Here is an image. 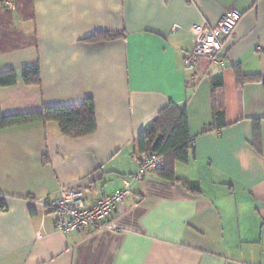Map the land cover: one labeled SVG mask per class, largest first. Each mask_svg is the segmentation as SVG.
Instances as JSON below:
<instances>
[{
    "label": "crops",
    "instance_id": "0c3cea01",
    "mask_svg": "<svg viewBox=\"0 0 264 264\" xmlns=\"http://www.w3.org/2000/svg\"><path fill=\"white\" fill-rule=\"evenodd\" d=\"M227 11L240 20L224 65L202 59L185 70L191 29ZM95 32L124 38L84 41ZM31 67L39 85L21 81ZM234 67L264 78V0H16L14 11L0 3V73L17 77L0 87L1 114L90 99L96 120L95 133L77 139L53 122L0 130V264H264V89L239 85ZM169 105L186 111L193 140L188 164L172 165L175 178L197 182L200 194L149 173L131 182L109 227L56 232L52 211L36 203L75 190L90 207L122 189L140 158L134 139Z\"/></svg>",
    "mask_w": 264,
    "mask_h": 264
},
{
    "label": "trees",
    "instance_id": "16d2710c",
    "mask_svg": "<svg viewBox=\"0 0 264 264\" xmlns=\"http://www.w3.org/2000/svg\"><path fill=\"white\" fill-rule=\"evenodd\" d=\"M5 1L6 0H0V3L6 11H14L16 9V0H11L14 5L13 9L8 8L5 5ZM120 38H124V35L111 32H95L84 41L94 43L114 41ZM234 72L239 85L249 82H259L264 89V78L258 76H245L237 67H234ZM21 81L24 85H39L40 77L38 68H25L21 74ZM16 83L17 77L13 72L0 73V87L12 86ZM211 87L213 89H215V87H221V83L217 86L212 82ZM49 122L56 123L60 134L64 137L77 139L90 136L96 131L93 102L88 99L80 106L45 108L40 113L34 114L4 116L0 112V130L34 123L45 124ZM253 125L254 141L252 147L257 153H260L259 126L257 122H254ZM211 126L217 129L225 127L223 113L216 107L214 99L212 103ZM132 146L136 154L156 153L163 158V169L157 172L161 179L180 184L187 192L194 195L200 194L197 182H180L175 178L174 170L172 169L174 163L187 165L193 150V140L189 133L188 118L185 110L178 109L173 105H169L161 110L159 114L138 133ZM43 163H45L44 160ZM5 206V201L0 199V207L4 208ZM29 211L30 214L34 213L33 209Z\"/></svg>",
    "mask_w": 264,
    "mask_h": 264
},
{
    "label": "built area",
    "instance_id": "2783aa9c",
    "mask_svg": "<svg viewBox=\"0 0 264 264\" xmlns=\"http://www.w3.org/2000/svg\"><path fill=\"white\" fill-rule=\"evenodd\" d=\"M5 5L11 9L14 7L11 0H6ZM239 20L240 15L236 11H227L212 27L192 28L193 46L183 58L185 70L194 72L199 60L202 59L223 66L226 43L234 40ZM189 80L192 81L193 76ZM163 165V158L156 153L141 154L137 170L131 180L124 181L122 189L111 195L103 196L90 207L85 205L81 192L63 190L57 204L50 206L53 209L55 229L58 233L68 235L109 227L110 214L130 199L131 182L142 181L149 173L162 170Z\"/></svg>",
    "mask_w": 264,
    "mask_h": 264
},
{
    "label": "rangeland",
    "instance_id": "374dc122",
    "mask_svg": "<svg viewBox=\"0 0 264 264\" xmlns=\"http://www.w3.org/2000/svg\"><path fill=\"white\" fill-rule=\"evenodd\" d=\"M134 176V175H133ZM144 179V178H143ZM137 181V180H136ZM141 182V181H140ZM62 192V191H61ZM61 192H60V195H59V197L57 198V199H55V200H44V201H42V202H38V203H36V205L37 206H39V208H43V209H50L51 211L53 210L52 208H50V206H52V204H54V203H56L57 204V201L60 199V197H61ZM75 193V192H74ZM75 196V195H74ZM75 198V197H74ZM84 201V200H83ZM56 206V205H55ZM110 225V224H109ZM56 230V229H55ZM97 230V229H96ZM56 232H57V230H56ZM59 234H61V233H59ZM61 235H63V234H61ZM63 236H66V235H63Z\"/></svg>",
    "mask_w": 264,
    "mask_h": 264
},
{
    "label": "bare ground",
    "instance_id": "6f19581e",
    "mask_svg": "<svg viewBox=\"0 0 264 264\" xmlns=\"http://www.w3.org/2000/svg\"><path fill=\"white\" fill-rule=\"evenodd\" d=\"M238 22H239V21H238ZM227 43H228V42H227ZM227 43H226V44H227Z\"/></svg>",
    "mask_w": 264,
    "mask_h": 264
}]
</instances>
